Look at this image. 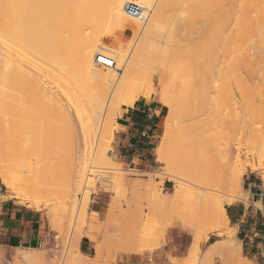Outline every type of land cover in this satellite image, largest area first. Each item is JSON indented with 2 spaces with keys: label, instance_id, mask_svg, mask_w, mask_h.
Here are the masks:
<instances>
[{
  "label": "bare ground",
  "instance_id": "6f19581e",
  "mask_svg": "<svg viewBox=\"0 0 264 264\" xmlns=\"http://www.w3.org/2000/svg\"><path fill=\"white\" fill-rule=\"evenodd\" d=\"M5 1L6 3L3 5L6 6L8 0ZM15 1H16L15 2L16 6L19 5V3L21 4V1L22 4L24 3L23 0H21L20 2L19 0H15ZM27 1L28 0H26V2ZM29 1L31 2V0ZM39 1H40L39 4L42 5V6L40 5L41 7L36 8L33 6L35 9H39L38 11H35V9L33 8L32 9L34 11L30 10V8L28 7L30 12L31 11L33 12L29 13V10L27 8H26L27 10L24 12V13L27 12L30 15L33 14V16L34 13H36L37 15V16L35 15L37 17L36 20V17L33 18L32 15L30 16L28 14L29 15L28 16L26 14L27 18L28 17L33 18V19L29 18L30 21L35 19L34 24H32L34 26L30 24L31 25L30 27L28 24L30 30L26 32H29L28 34L31 39L32 38L31 30L32 28H34L32 31L34 33V37L36 35L35 39L37 40L39 36V38L42 39V41L39 39V41L38 40L37 41L41 42V44L40 43L36 44L35 43L36 40L34 41V37H33L34 44L33 43L31 44L33 46L34 45L36 46L38 44L44 45L45 49L47 48L46 49L47 52H49L48 55L50 54L52 55V53L49 51V48L50 50H53L57 54V56H55L56 54L52 55L53 58L55 57V61H57L58 62L57 64L59 65L58 66L56 64V66L59 67V84H60V93H59L60 99L58 101L56 99L57 102L60 101L59 102L60 106L58 105L59 109H57V111L58 113L61 114L58 115L59 118L61 116L60 121L64 123V130L65 131L67 130L66 131L67 133L65 132V136L62 142L57 143V145L56 144L52 145V147L47 148L44 152L41 151L42 153L39 152L40 154L38 153L39 155L36 157L37 168L34 167L33 170H29L28 172L34 171L35 173L37 171L43 170V171L56 172V174H58L59 165L61 164V162L66 160L70 164V168L67 170L69 175L68 178H57L56 180L51 182L50 185L46 184L45 180L43 182L45 183V185L43 183L41 185L40 184L37 185L36 183H34V181L31 182L28 181V178L31 177L27 173L25 175V182H23V184L21 183L23 185L22 186L21 184H17L14 180L11 179L9 180L8 179L9 177L7 176L8 177L7 178L5 176L6 172L4 173H2L3 171L1 172V174H4L2 177L3 183L6 185V187L9 190L14 192V196L22 197L24 200L30 201L31 203H35V204L38 202H43V200L45 201V199L42 200V196H45L46 194L45 195L42 194L48 191L47 187L48 189H51L50 187L52 188L73 187L74 190L79 189V187H81L82 181L87 176L86 173L87 172L90 173V167L88 169L87 162L92 157H95L96 159H98V161L99 160L101 161V159H103L102 163L104 162V159L106 160L111 159L110 153L108 151H102L98 144L99 137L108 139L111 138L113 135L112 134L113 129L108 124L106 117L110 118L112 112L118 110L121 105H132L139 97L150 96L151 93L154 92L156 89L153 86V82H152L153 71L151 72V70H153L154 68L153 69L149 68L148 70L150 71H148L147 68H145L146 71L145 70L142 71L143 69L140 68L141 66L139 65L144 55L147 54L145 52L149 48H151L152 45H148L147 44L148 42L145 43L147 45L142 43L140 45L136 44L138 46L137 47L135 46L136 48L135 49L133 48L134 51H132L131 50L133 44L132 41H129L131 45H126V44L124 45L123 43L119 42L117 48L114 49L109 48L111 51H113L116 54L115 65L113 67H107L108 69L104 72L96 66L93 60V56L96 51L95 49L96 45L98 44L101 37L100 35L101 31L100 33L98 31L103 29L106 23H109L111 27V28L109 27L110 28L109 32L110 34H112V36L115 35L116 33H124L127 30H130L133 32L134 36H136L138 33H139L138 35L142 34L145 37L143 38L146 42L147 39L146 37H148L149 35L153 37L152 34L158 27L157 25L160 19L162 20L159 23H162L163 18H165L164 13L166 11L167 12L171 11L169 9L170 7L175 6V9H173L174 11H178L179 13L189 14L190 13L189 11H191V9L196 10L198 8L199 9L201 8L200 10L202 9L206 10V8L208 7L207 8L208 10L212 5L210 2H207L205 0H159L157 1L158 2L157 4L155 3L154 0H143L147 5L139 0H38L37 3L34 5H37ZM247 1L242 0L240 5L242 6L243 3L244 4L243 8H241L240 6V11L238 12L239 14L236 13L239 15V17L236 18L238 20H236L237 23L235 24V27L237 26V28L234 34L238 33V35L241 34L242 36H239L238 38V35L236 34V37L238 39L235 38L232 39L233 41L236 40L234 41V43L232 42L233 46L227 44L208 45V46L207 45H199V46L198 45L197 46L196 45L193 46L192 45H155L156 47L159 48L158 50H160L161 59L159 57L158 61L159 63L160 62L163 63L161 65H163L164 68H166V74L168 73V78L165 80V78L167 77L166 75V77L163 80L164 77L163 75H165V70H162L163 71V73L161 72L162 78L161 81H159L161 92L164 93L166 97L165 104L171 105V94L172 92L175 93V91L178 92L179 96L184 95L186 97V104L188 107L192 105L193 102L191 101L192 96L198 95V97L200 98L199 100L200 102L202 101L204 102L207 99L205 103L200 105V110L203 113V119L201 124H197L196 126V128L204 127V130L200 134L190 131L188 125L185 124L186 119L183 117V114L178 112L180 111V109L176 106L173 107L171 105L170 109L178 113L177 114L178 119L174 123L171 121V119H168L164 127L161 142L156 146L154 151L155 154L157 155L156 161L169 170L168 172H163L161 170L159 171L160 167H158V169L155 168L156 170H154V172L157 175L161 176L162 178L164 175H167L171 181H174V186L172 192L170 193V196L166 197L168 198V201H166L165 199L164 201L162 199L163 197L161 198V195H159L160 192L157 193L158 190L157 188L163 182L162 179L158 184H156L152 182V178L149 177L150 181L147 183L148 185L146 186V184L144 183L143 187L144 188L147 187L149 189L148 190L149 194L147 195L150 196L149 200L150 201L152 200L153 206L158 210H160L161 212H165L169 209H172V207L175 206V204H178L181 201L189 200L192 203L190 204V208H189L191 212L190 216L192 220L191 221H185L181 219L172 220L168 222L166 225H164V229L162 230V235L164 234L163 232L166 230L167 227L180 224L183 227L182 230L184 229L187 230L191 238H194L197 233L196 230L194 229L193 224H195L198 221L200 222L202 218L210 219L211 221V226L209 227L210 230L216 231L218 236L224 235L222 232L223 230L230 229V227H233L228 217V214L226 210H224L222 206V202L219 200V197L217 196L216 193L220 185L226 181L225 179H228V186L230 185L229 187L231 189V193H233L232 194L233 196L239 194L245 201L247 200L248 193L243 190V179H242L243 169L238 168V164H239L238 157H236L232 153V150L228 149L225 145L224 142L225 141L224 136L226 133L225 128L227 127L228 123H234V124L240 123L242 127L247 126L249 128V132L251 133L252 140L254 141L259 140L264 145V134H263L264 132L262 133V129L264 128V108L262 106L264 104V97L260 98L259 105L255 104V102H250L249 100H245V98L241 97L243 100L242 101L239 100L240 101L238 103L239 105L236 106V110L234 111V114H232L229 109L224 110L221 108L223 92H226V88H225L226 84H224L225 81L229 82L230 78L233 77L232 80L235 78V80L238 81L237 83H240L242 77L244 76L243 72H245V70H246L245 75L247 77L253 78L255 76H259L262 79L264 78V1L263 0H249L248 2ZM9 2L10 3L8 4L11 8L10 16H12L10 17V19L12 18L14 25L17 26L12 27L14 31L13 32L11 26L9 25L10 27H8L7 22L5 21L7 18L4 19L5 16L2 15L4 13H0V19L1 20L3 19L4 21L2 20V23L5 24V27L4 25H2L4 29L2 33H4L5 35L7 33L8 35V33L10 32L9 35L13 36L11 37L12 39H10L9 38L10 36L8 35L9 36L8 37L6 35L10 40L6 39L7 37H5V35L1 36V38L3 37L4 40L6 39L7 41H9L8 43L5 42L6 40L5 41L2 39L0 40L1 42L3 41L6 43V44L3 43L5 44L4 45L5 47H3V49L6 50L5 52H3L4 59L7 61L10 60L13 61L11 55L13 56L12 53L13 49L16 51V49L13 47L17 41L16 40L13 41L15 34L14 35L12 34L17 33V31L20 30L22 31V29L25 28L24 26L27 25L26 23L28 22L26 21L28 19H26L25 14L24 15L21 14V10L19 11L20 14L16 13L20 8L19 6H21L20 9H22L23 7L22 4L17 6L18 8L15 9L17 10L15 12L14 8L16 7L12 3L14 1L9 0ZM32 2L35 3L36 0H33ZM127 2L137 3L143 6L148 11L146 17L140 19L130 14L125 8V3ZM9 6H7V8H9ZM26 6L28 5H25V7ZM1 7H0V11H3L2 9H5L7 13L8 11L7 8L4 6ZM256 7L258 10L255 9ZM109 9L112 14L110 16H107V13H109ZM19 15L20 16L23 15L22 17L23 20H21V17H19ZM160 15L161 17H159ZM17 18H19L20 21L22 22H24L25 19L26 20L25 21L26 23L24 22L25 25L24 23L21 24L22 22L18 21L19 19ZM142 20L144 22H141ZM18 22H20V24L23 25V27L19 26ZM9 23L12 25L11 20ZM86 25H90L89 27L91 28V31H94L93 28L95 29V31L97 30L96 34H94L95 32L90 34L89 33L90 31L82 33V31L87 27ZM28 26H26V29L29 28ZM18 27H21L22 29ZM250 27L251 28L257 27L255 28L256 30L255 29L254 30L257 32L259 31L258 34L254 32L253 29L251 30ZM7 28H9L10 30H8ZM250 31H252V33H256V35H253L252 37L251 36L252 33H250ZM97 33H99V35H97ZM249 33L251 34L250 35L251 37L249 36ZM234 34L232 35L234 36ZM232 35L231 34H229L228 36L226 35L227 38L225 37L226 38L225 43L228 42L229 39L231 40V38L229 37ZM25 36L27 37V35ZM151 36H149L148 39L152 38ZM238 40H240L239 41L240 45L239 44L235 45V42L236 44L239 43L237 42ZM102 47L105 46L102 45ZM218 47H221V49L219 48V50L221 51L220 60H218V55H216L218 51ZM38 50L41 51L40 48ZM1 53L2 52H0V54ZM156 54L153 53L152 55H156ZM52 57L49 56L47 58L48 59L51 58L50 60H53ZM149 57L150 56L146 57L147 60ZM1 60L3 59L1 58ZM4 62L2 63L4 64ZM190 62L191 63L193 62L195 64H191ZM2 63L0 61V69L2 68L0 70L1 71L0 78H3V72H2L4 71L3 67L7 66L5 65L7 62L4 65ZM10 63L11 62H9V64ZM159 63H157L156 61V64ZM1 64L3 65V67H1L2 66ZM9 67H7L6 69H8ZM142 67H144V65H142ZM160 68L163 67L160 66ZM11 72H10V77L12 76ZM4 77H6V72ZM10 77L7 78L9 79ZM244 78L245 77H243V79ZM36 80L40 82L38 79ZM219 80L222 81L221 85H219L218 83ZM33 82L35 81L33 80ZM111 82L114 83L113 87L109 85ZM37 84L39 83H36V85ZM30 85H33V83L32 84L30 83ZM39 85H37V87ZM37 89L40 90V88ZM76 89L79 91V94H77V92L75 91ZM207 134H211L212 140H214L213 143L209 141L210 145L207 144V141L200 142V140L204 139V137H206ZM198 143L200 144L204 143L202 147L206 145L210 147L208 148L203 147L204 150H202L201 147V149L199 150L200 144ZM197 145L199 148L197 147ZM172 147L175 148L172 149ZM176 151H179L180 153L179 158L184 157L186 155L187 159L185 161L189 162L187 166L185 165L186 170L182 172L183 174L184 172L186 174V171L188 172L186 175H183L185 180L188 179L187 181L189 180L192 181V182L190 181L188 184L185 183L187 181L185 182L181 181V177L176 176L175 172H172V171H176L175 170V168L177 167L176 164H178L181 160L178 159L179 160L178 161L176 159L173 160L174 163H171L170 157H172V159H175L174 157L176 155ZM197 160H201L203 162L205 161V165L203 167L202 165L200 166V164L203 163L199 161L198 164L196 163ZM110 162L109 164L113 163V161L112 163ZM184 164L185 162L182 165ZM90 166L93 165L90 164ZM195 166H198L201 169L199 173L195 172L194 174H192L194 172L193 169L196 168ZM251 166L252 169H256L254 165ZM38 167L40 170H38ZM189 173L192 174L193 176L190 175ZM196 173L199 175L196 176ZM189 175L190 177H188ZM108 181L110 183V180ZM16 185L18 186L20 185L22 187L20 188V186L18 187ZM105 185L106 184L103 185L104 190H105ZM141 186L142 185L139 183L135 188L141 189ZM107 188L108 187H106V189ZM47 199L49 198L47 197ZM113 205L114 206L111 205L109 207L111 210L109 209V212L107 213L108 214L107 222L109 220V217L111 218L113 214L116 215L114 212H117L115 211V209H117L116 206L119 204H116L115 202ZM112 208L114 209L113 214L111 212ZM157 220L158 218H156V216H153L151 221L148 222L145 221L143 223L144 225H147L148 223H155ZM58 225H57L58 229L61 230L62 227ZM233 228L235 229V227ZM143 230L145 234L146 226L143 228ZM233 247L234 245L226 242L225 243H222L220 241L211 242L210 246L204 251L202 255V263L207 264L216 255H220L221 257L227 254L228 260L230 262H233L231 264H253L247 260L246 256L243 261L235 259L234 258L235 251ZM187 248H188L187 251L190 252L191 256L199 254L198 253L199 248L195 243H193V241H191V243L187 246ZM190 248L193 249L192 252ZM71 260L72 259H70L69 261ZM74 260L72 261V263L76 264L78 259H76L75 262ZM81 261L79 260L78 262L80 264L86 263L83 260ZM88 263L90 264V262ZM186 263H187L186 257H179V258L170 257V262L168 264H186ZM13 264H53V263L47 261L46 253H44L43 251L35 252L33 250V252L25 251L21 255L16 256V258L13 261Z\"/></svg>",
  "mask_w": 264,
  "mask_h": 264
},
{
  "label": "rangeland",
  "instance_id": "374dc122",
  "mask_svg": "<svg viewBox=\"0 0 264 264\" xmlns=\"http://www.w3.org/2000/svg\"><path fill=\"white\" fill-rule=\"evenodd\" d=\"M4 1L5 0L0 1V5L7 8V6H9L8 3L10 2L8 0L7 1L8 5L6 4L5 6L3 4H5L6 1L5 2ZM13 1L14 2L12 3L16 7V8L13 7L14 10L18 8L17 6L22 4V1L19 0V2L21 1V4L19 3V5L16 6L15 3L16 1L15 0ZM28 1L26 2V0L25 1L23 0V2L25 3L22 4L24 9L23 7L22 9H20L21 6H19L20 8L18 12H16L17 10H15V12L19 13V11L21 10V14L23 15L25 14L26 16V14L28 15L29 13L34 11L33 10L35 9L34 7L38 8L42 6L41 4H39L40 1L38 2L37 5H34L37 3L38 0H36L35 3L32 2L33 0H31V2L29 1L30 5L28 4ZM139 1L144 2L143 0H139ZM154 1L157 4L158 3L157 1L159 0H154ZM205 1L210 2L212 4V5L210 4L211 7L208 10H207L208 7L207 8L204 7L206 8V10L205 9L200 10L201 8L200 9L198 8L199 10L196 9L198 11H196L195 9H191V11H189L190 13L192 12L191 14L179 13L178 11L173 10L175 9V6L170 7L169 9L171 11L168 12L166 11L165 12L166 14L163 12L165 18H163L162 23H159L162 20L160 19L157 25L158 27L156 28L157 31L155 30L153 34L151 33L153 37L149 35L152 38L148 39L149 36L146 37L149 40L148 41L146 39V42L144 40L145 37L142 34L138 35L139 34L138 33L136 36H134L133 32L130 30H127L124 33H116L115 35L112 36V34H110L109 32V29L111 28L109 23H106L105 27L98 31L99 33L101 31L100 34L101 37L98 44L96 45V48L98 46L104 45L106 48L108 47V49L109 48L114 49L117 48L119 42L123 43L124 45L125 44L131 45L129 41H132L134 44V46L132 44V49H131L132 51H134V49L138 46L136 44L140 45L141 43L145 44L148 42L147 43L148 45H152V47L145 52L147 54L144 55L143 57L144 60L142 58L141 63H139V65L141 66L140 68L143 69V70L141 69L142 71L144 70L146 71L145 68H147V70L149 68L151 69L154 68L153 70H151V72L153 71L152 82H153V86L156 89L154 92L151 93L150 96L147 97V99L153 98L165 109L164 117L162 121L161 136L157 141L158 144L161 142L164 127L168 119H171L173 123L176 122L178 119L177 117L178 113L170 109L171 105L173 107L176 106L180 109V111L178 112L183 114V117L186 119L185 124L188 125L189 130L200 134L204 130V127L196 128L197 124H201L203 119V113L200 110V105L205 103L207 99L206 100L204 99L205 100L204 102L203 101L200 102L199 101L200 98L198 97V95L192 96L191 97V101H193L192 105L188 107L186 104V97L184 95L179 96L178 92L175 91V93L172 92L171 94V105L165 104L166 97L165 94L161 92L159 81H161L162 78V74H161V72L163 73L162 70H165V75H163L164 76L163 80L166 77V75L167 77L165 78V80L168 78V73L166 74V68H164V66L161 65L163 63L161 62L159 63L158 61L159 57L161 59L160 50H158L159 48L156 47L155 45H192V46L207 45L208 46V45L227 44L233 46L232 42L234 43V41L236 40L233 41L232 39L233 38L238 39L239 36H242L241 34L238 35V33H236L238 35L237 38L236 34H234L237 28V26L235 27V24L237 23L236 20H238L236 18L239 17L238 12L240 11V6H241L240 4L242 0H205ZM243 1H247V0H243ZM25 5L28 6L25 7ZM243 5L244 4L242 3L241 8H243ZM28 7L30 8V10L33 11L30 12ZM26 8L29 10V13L27 12L24 13L27 10ZM255 9H257V7ZM2 10L5 11V9ZM7 10L9 12L7 11L6 13V11L5 12L0 11V13H4L2 15L5 16L4 19L7 18L5 21L7 22L8 27L11 26L12 29L13 26H17V25H14L12 18L10 19V17H12L10 16V12H11L10 6L9 8H7ZM38 10L39 9H35V11ZM111 14L112 13L109 9V13H107V16H110ZM23 15L22 16L19 15V17H21V20H23L22 18ZM31 15L33 18L37 16L36 13H34V16L33 14ZM226 15L229 17H227ZM32 17L27 18L26 16V19H28L27 21L24 19V22L25 21L28 22V23L25 22L27 25H25L24 22L20 21L19 18L17 19H19L18 21L22 22L21 24L24 23L25 28L23 29H26V26H28V24L30 27L32 24H34L35 19L31 21L29 20V18L33 19ZM159 17H161V15ZM2 20L0 19L1 21L0 39L4 40L3 37L1 38V36L5 35L4 33H2V31H4L2 25H4L5 27V24L2 23ZM10 20L12 25L9 23ZM29 21L33 23H30ZM20 22H18L19 26L23 27V25H21ZM141 22L144 21L142 20ZM86 26L87 27L82 31V33L90 31L89 32L90 34L93 32H95L94 34H96L97 30L95 31V29L91 26L94 30L91 31V28L89 27L90 25H86ZM30 27L26 30H23L21 27H18L22 29V31L18 29L20 31H17V33H13V34L11 33L12 35L15 34L13 41L16 40L18 42L17 43L15 41L17 44L13 43L14 47L12 44V47L15 48L17 51L16 52L14 49L12 51L13 56L11 55V57L13 61L12 60L7 61L3 57L4 56L3 52L6 51L3 49V47H5L4 45L9 42L6 39L10 40L12 39L11 37L13 36L9 35L10 34L9 32L8 33V35L10 36L9 37L5 32L10 39L5 35V37H7L5 39L6 41L4 40L6 43L3 41L1 42L0 40V48H1L0 52H2L0 54V61L1 63L5 61L4 64L6 62L8 63L5 64L7 65L6 67L4 66L5 69L9 67V65L11 67L8 68L10 70L6 69L7 70L6 71L3 67L4 64L3 63H2L3 65L1 64L2 65L1 67H3L4 71H2L3 78H0V82H2L0 83V174L2 171H3L2 173L6 172L5 176L6 177L8 176L9 178L8 177L7 178L9 180L10 179L14 180L17 184H21V183L23 184V182H25V175L28 173V175H30L31 177L28 178V181L30 182L34 181V183H36L37 185L39 184L41 185L45 180L46 184L50 185V183L56 180L57 178H68L69 174L67 170L70 168V164L68 161L65 160L61 162V164L59 165L58 174H56V172L43 171V170L37 171L35 173L34 171L33 172L32 171L28 172V171L33 170V168L36 167V157L40 153L44 152L47 148L52 147V145L54 144L57 145V143L62 142L65 136V132L67 130L66 131L64 130V123L60 121L61 116L59 118L58 114L60 113H58L57 111V109H59L58 107L60 106L59 105L60 101L57 102L60 99L59 98V93H60L59 67L56 66L58 62L55 61V57L54 58L52 57V55L53 54L55 55L56 53L53 50H50L49 48V51L52 53V55L51 54L48 55L49 52H47L46 50L47 48L45 49V46L40 45L41 42H38L40 39L38 35H37L38 41L35 39L36 35L34 37V33L32 31L34 28H32L31 30L32 33L31 36L32 40H31L28 34L29 32H26L30 30ZM255 28L257 27L254 28L250 27L251 30L253 29V31L258 34L259 31L258 32L255 31L256 30ZM7 29L10 30L9 28ZM99 33H97V35H99ZM250 33H252V31H250ZM250 33L249 36L251 35ZM256 33H252L251 36L253 37V35H256ZM229 34L231 35L234 34V36L232 35L229 37L231 38L232 41L228 38L229 41L228 40L227 41L228 42L231 41V42L225 43L226 41L225 39ZM25 35H27V37ZM33 37H34V41L35 40L37 41V42L35 41V43L36 44L40 43L38 44L40 46L38 45L33 46L31 44V43L34 44ZM40 40L42 41V39ZM239 41L240 40H238L237 42ZM238 44L240 45V42L237 44L235 42V45ZM39 48L40 50L42 48L43 49L39 51L38 50ZM219 48L221 49V47H218V51L216 53V55H218V60H220L221 58V51L219 50ZM153 53L154 54L157 53V54L152 55ZM49 56H51L54 61L50 60L51 58L48 59L47 57ZM55 56H57V54ZM148 56L150 57L152 56L153 58L149 57L147 60L146 57ZM1 58L4 61L1 60ZM156 61L159 64H156ZM9 62L11 63L9 64ZM191 64H195V63L192 62ZM142 65H144V67H142ZM96 66L104 72L108 69L107 67H102L99 65ZM160 66H162L164 69L160 68ZM5 72H6V77H4ZM10 72L12 73L11 77H10ZM243 73H242L244 75L243 77L245 78L243 79L242 77V80L240 81L241 84L237 83L238 81L235 80V78L232 80L233 77L230 78L229 82L226 81L224 82V84H226L225 87L226 92H223L221 108L224 110L229 109L232 114H234V111L236 110V106L239 105L238 104L240 102L239 100L241 101L243 100L242 98H245V100H249L250 102H255V104L259 105L260 98L264 97V78L262 79L259 76H255L253 78L247 77L245 75L246 70ZM7 77L10 78L8 79ZM36 79H38L40 82H38ZM33 80L36 83L39 84L41 82L42 83L40 85L37 84L39 85L37 87L36 83L33 82ZM30 83L31 84L33 83V85H30ZM112 83L113 82L109 84L111 87L114 86V83L113 84ZM218 83L219 85H221L222 81L219 80ZM241 85L243 88L241 87ZM36 87L40 88V90L37 89ZM75 91L77 92V94H79V91L77 89ZM121 106L119 107L118 110L112 112L110 118L106 117V120L113 129V132L116 126L115 125L116 118L120 111ZM262 106L264 108V104ZM225 131H226L224 136L225 145L228 149L232 150V153L236 157H238L239 159L238 168L243 169L242 179L246 173L252 172L259 177L262 183H264L263 143L259 140L258 141L252 140V136L251 133L249 132V128L247 126L242 127L240 123L239 124L228 123L227 127L225 128ZM263 132H264V128L262 129V133ZM112 141H113V135L111 138L108 139L99 137L98 144L100 149L102 151H108L110 153L111 159H107L109 161L104 159V162L102 163L103 159H101V161L100 160L98 161V159L92 157L87 162L88 169L90 167V173L89 172L86 173L87 176L82 181L81 187H79V189L74 190L73 187L71 188L50 187L51 189H48L47 187L48 191L45 192L46 191L45 190L44 191L45 193L42 194V195L46 194L45 196H42V200L45 199V201L43 200V202H38L35 204V203H31L30 201L24 200L22 197L14 196V192L9 190L2 181V177L4 174H1L2 176L0 175L1 177L0 198L17 199L21 203H24L34 209L40 210V212L42 213L43 221H44L43 234L46 237V242L43 247L37 250H41L44 253H46L47 261H50L53 264H70V262L71 264H73L72 261L76 258L78 259V261L83 260L86 263L90 262V264H121V260L123 256L130 253H139L143 256L144 259H150L152 258L153 253L164 245L167 235H170L172 233L178 234L183 232L185 235V240L189 242L188 245L191 243V241H193V243H195L199 248L198 250L199 254L193 256H191L190 252L187 251L188 248L185 249L182 257L187 258L186 264H203L202 255L204 251L210 246L211 242L214 241L215 242L220 241L222 243L226 242L234 245L233 248L235 251V255H234L235 259L243 261L246 256L247 260L253 264H264V261L257 262L256 259L252 258L251 253L245 248V246L242 245L239 231L237 229V226L234 225L233 221L230 222L232 226L235 227V229L233 227H230V229L223 230L222 232L224 235L222 236H218L216 231H212L209 229V227L211 226V221L209 218H202L200 222L198 221L195 224H193L194 229L196 230L197 233L194 238H191L187 230L185 229L182 230L183 227L180 224L167 227L166 230L163 232L164 234L162 235V230L164 229V225H166L168 222L175 219L177 220L181 219L185 221L192 220L190 216L191 212L189 209L190 204L192 203L189 200H184L179 202L178 204H175V206H173L172 209H169L165 212H161L160 210L155 208L153 206L152 200L151 201L149 200L150 196L147 195L149 194L148 191L149 189L147 187L145 188L143 187L144 183L147 186L148 185L147 183L150 181V178H152V182L158 184L162 179L163 182L157 188L158 189L157 193L160 192L159 195H161V198L163 197L162 198L163 200L165 199L166 201H168V198L166 197L170 196V193L173 190L174 181H171L167 175H164L162 178L161 176L157 175L154 172V170L158 169V167H160L159 171L161 170L163 172H168L169 170L156 161L157 155L154 152L155 163L151 171L146 173L141 171H133V169H130L128 166H125L117 162L113 158V156L111 155V145H110L112 144ZM203 141L205 142L207 141V144L210 145V142L213 143L214 140H212L211 134H207L206 137H204V139L200 140V142ZM157 143L155 145V148L157 146ZM202 145H204V143L199 145L200 148L197 145L199 150L201 149ZM203 147L208 148L210 146L206 145ZM203 147L202 150H204ZM174 148L172 147V149ZM179 154H180L179 151H176V155L174 157L175 159H172V157H170L171 163H174L173 160L181 159L180 160L181 163L179 162L178 164H176L177 167L175 168V170L177 172L176 171H172V172H175V175L181 177V181L185 182L188 180L187 178L190 177V175L194 174L195 172L199 173L201 168L195 166L196 168L195 167L194 168L197 169L198 171L193 169L194 172L192 174L189 173L190 175L186 178L187 180H185L183 175H186L188 172L186 171V174L185 172L184 174L182 172L186 170L185 165L187 166L189 162L185 161L187 159L186 155L184 157L179 158L180 157ZM201 160H197L196 163L199 164V161ZM109 162L112 164H109ZM184 162L185 164L182 165ZM201 162L203 164H200V166L202 165L203 167L205 165V161L204 162L201 161ZM90 164L93 166H90ZM251 165H254L256 169H252ZM38 170H40L39 167ZM197 173L196 176L199 175ZM97 174L100 175V178L96 177ZM108 180H110V183ZM225 180L226 183L223 182L218 188V191L216 193L217 196L219 197V200L222 202V206L224 210H226L229 218H231L232 213L229 209V205H232L233 203L243 198L239 194L233 196L232 195L233 193H231V189L229 187L230 185L228 186V179ZM190 181L191 180L185 183L188 184ZM107 182L110 184V186ZM139 183L142 185L141 189L135 188ZM43 184L45 185V183ZM104 184L107 185V186L105 185V190L103 187ZM22 186H20V188ZM106 187L108 188L106 189ZM46 196L49 199H47ZM94 199L100 201L99 206L92 203ZM115 202L116 204H119L116 206L117 209H115V211L117 212H114L116 215L113 214L114 209L112 208L111 212L113 215L111 218L109 217V220L107 222V217H108L107 213L109 212L110 209L109 207L111 205L114 206L113 204ZM153 216H156L158 220L155 223H148L147 225H144L143 222L151 221ZM57 225L61 226L62 229L60 228L61 230H59ZM145 226H146V232L148 231L147 234L146 232L144 234L143 228ZM82 238H87L91 243V250L89 251L90 253L88 255L82 254L79 251V242ZM32 250L33 249H27V250L17 249L15 250V252L12 253V255H5L0 252V264H11V260L15 255L21 254L22 252L25 251L32 252ZM190 250L191 252L193 251V249L191 248ZM70 259L72 260L69 261ZM169 262H170V257H168V262H166L165 264H168ZM231 263L233 262H230L228 260L227 254H225L221 257L220 255L214 256L212 260L209 261L207 264H231ZM78 264L80 263L78 262Z\"/></svg>",
  "mask_w": 264,
  "mask_h": 264
},
{
  "label": "crops",
  "instance_id": "0c3cea01",
  "mask_svg": "<svg viewBox=\"0 0 264 264\" xmlns=\"http://www.w3.org/2000/svg\"><path fill=\"white\" fill-rule=\"evenodd\" d=\"M164 110L157 101L147 97H139L132 105L121 106L110 144L111 155L117 162L141 172L153 169ZM243 190L248 193L247 200L240 199L229 205L232 213L229 219L237 226L242 245L252 258L257 262L264 261V183L254 173H246ZM92 203L100 205L99 200L94 199ZM43 224L40 210L14 198H0V252L12 255L17 249L41 251L37 249L46 242ZM188 243L183 232L172 233L167 235L164 245L153 253L152 258L144 259L139 253H130L123 256L121 264H165L169 256L182 257ZM90 250V241L82 238L79 251L88 255Z\"/></svg>",
  "mask_w": 264,
  "mask_h": 264
},
{
  "label": "built area",
  "instance_id": "2783aa9c",
  "mask_svg": "<svg viewBox=\"0 0 264 264\" xmlns=\"http://www.w3.org/2000/svg\"><path fill=\"white\" fill-rule=\"evenodd\" d=\"M126 10L135 17L143 19L146 17L148 11L137 3H125ZM116 54L106 47L98 46L93 56L94 63L99 66L113 67L115 65ZM137 171V170H133ZM100 178V175H96Z\"/></svg>",
  "mask_w": 264,
  "mask_h": 264
}]
</instances>
